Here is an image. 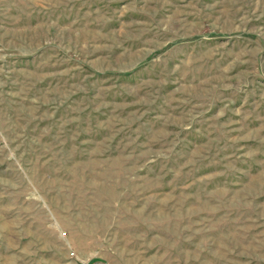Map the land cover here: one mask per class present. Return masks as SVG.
<instances>
[{
    "label": "rangeland",
    "instance_id": "1",
    "mask_svg": "<svg viewBox=\"0 0 264 264\" xmlns=\"http://www.w3.org/2000/svg\"><path fill=\"white\" fill-rule=\"evenodd\" d=\"M71 249L264 264V0H0V264Z\"/></svg>",
    "mask_w": 264,
    "mask_h": 264
},
{
    "label": "built area",
    "instance_id": "2",
    "mask_svg": "<svg viewBox=\"0 0 264 264\" xmlns=\"http://www.w3.org/2000/svg\"><path fill=\"white\" fill-rule=\"evenodd\" d=\"M62 236H65V234H63ZM68 258L71 264H104L101 261H84V260L78 259L77 255L72 249L69 252Z\"/></svg>",
    "mask_w": 264,
    "mask_h": 264
}]
</instances>
